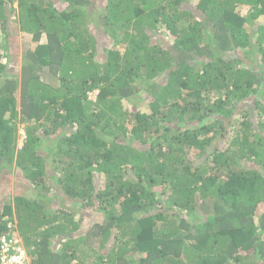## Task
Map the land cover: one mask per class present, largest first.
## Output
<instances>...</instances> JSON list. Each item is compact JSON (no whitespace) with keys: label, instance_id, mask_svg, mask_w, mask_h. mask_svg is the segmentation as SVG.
Listing matches in <instances>:
<instances>
[{"label":"trees","instance_id":"1","mask_svg":"<svg viewBox=\"0 0 264 264\" xmlns=\"http://www.w3.org/2000/svg\"><path fill=\"white\" fill-rule=\"evenodd\" d=\"M191 1L0 0V242L30 264H264V0Z\"/></svg>","mask_w":264,"mask_h":264},{"label":"rangeland","instance_id":"2","mask_svg":"<svg viewBox=\"0 0 264 264\" xmlns=\"http://www.w3.org/2000/svg\"><path fill=\"white\" fill-rule=\"evenodd\" d=\"M197 4H198V0H194V1H191L190 4H187V6L190 5L192 7H195ZM96 7H97V9L99 8L98 5ZM15 8H17V6H15ZM92 13H94V11H92ZM97 20L98 19L95 18L96 23L99 25ZM93 27H94V25H93ZM13 30L16 31L18 29L14 28ZM92 30L94 31V29H92ZM17 38H18L17 43L16 44L12 43V49H11V52H9L10 53L9 55L10 56L13 55L11 57L14 58V60H16V59L18 60L19 64L17 66H13L12 67V71L14 73H18L19 76H20L21 71H22V59L20 57L23 56V53H24L23 51L26 50V43L28 42L29 37H25L24 35H21V33H18ZM100 41H101V38H100L99 42ZM17 44H18V47H17ZM18 56H19L20 59L18 58ZM51 77H52L51 74L49 72H47L46 75H44V80H46L48 82H52V78ZM96 96H97V93L91 94V99L95 100ZM19 133H20L19 134L20 140H19V143H18V148L21 149L23 147V145H24V141H25V138H26L25 132L23 130V125H19ZM17 184L19 185V183H17V181L14 180L13 181V185H11V187L13 189V190H11L13 192L12 193L13 195H19L20 193L25 192L24 191L25 189H23V190L18 189V187L16 186ZM2 187L3 186H2V184L0 182V192L3 189ZM10 226L12 227L13 225L11 224ZM15 237L19 238L23 242V246L25 247V249L27 251L24 238L21 237L20 232H18L17 229H16ZM57 249H59V246H57Z\"/></svg>","mask_w":264,"mask_h":264},{"label":"built area","instance_id":"3","mask_svg":"<svg viewBox=\"0 0 264 264\" xmlns=\"http://www.w3.org/2000/svg\"><path fill=\"white\" fill-rule=\"evenodd\" d=\"M1 264H30L23 242L15 236H3L0 242Z\"/></svg>","mask_w":264,"mask_h":264}]
</instances>
